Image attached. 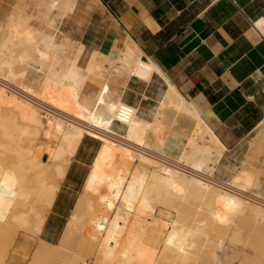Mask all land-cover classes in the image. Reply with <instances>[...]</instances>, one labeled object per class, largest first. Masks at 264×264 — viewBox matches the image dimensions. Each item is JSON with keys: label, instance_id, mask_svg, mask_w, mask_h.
Wrapping results in <instances>:
<instances>
[{"label": "bare ground", "instance_id": "1", "mask_svg": "<svg viewBox=\"0 0 264 264\" xmlns=\"http://www.w3.org/2000/svg\"><path fill=\"white\" fill-rule=\"evenodd\" d=\"M47 2L49 13L45 23L54 27L58 15L63 16L62 9L72 11L75 0ZM7 30L3 46L25 44L36 64H54L55 50L61 47L55 41L57 35L42 34L25 20L13 18H9ZM24 56L26 52L19 55L21 61ZM100 56L89 66V75L72 63L66 70L61 69L62 74L57 73L61 75L58 79L53 78L55 72L50 70L52 77L41 80L35 90L12 81L19 76L28 77L36 69L20 74L10 69L4 74V67L12 68V64L0 56V109L12 115L9 119L13 120V125L3 127L1 134L12 142L16 139L10 151L19 154L0 160V228H9V234L6 233L11 236L8 239L2 233L6 236L3 240L8 241L0 242V264H6L19 230L35 236L41 234L72 160L87 136L96 137L102 146L91 164L83 193L59 244L41 240L30 264L38 260L44 264H77L78 260L83 264L189 262L194 239L204 232L203 228L181 226L179 218L169 222L157 217V198L197 201L209 209L212 221L220 225H228L246 213L256 226L264 229V201L253 189L254 173L239 168L226 185L205 181L227 148L158 65L151 58L146 61L136 56L129 45H124L117 58ZM105 62L113 70L112 81L122 86L127 82L125 71L145 82H150L154 74L165 81L169 89L152 121L129 105L132 117L123 125L125 132L120 133L114 125L116 110L125 103L122 96H113L108 83L93 100L85 94L88 80L107 79L103 75L107 69L97 70ZM174 122L181 129L172 130ZM263 123L264 119L259 125ZM40 134L57 145L45 149L35 146ZM43 153L48 155V161L42 160ZM228 229L233 226L228 225ZM241 240V235L234 232L228 249L215 251L211 264H244L242 255L237 262L231 258L232 244ZM206 242L219 241L208 238ZM85 253L93 256L91 263L82 256ZM249 264H264V259L257 258Z\"/></svg>", "mask_w": 264, "mask_h": 264}, {"label": "crops", "instance_id": "2", "mask_svg": "<svg viewBox=\"0 0 264 264\" xmlns=\"http://www.w3.org/2000/svg\"><path fill=\"white\" fill-rule=\"evenodd\" d=\"M62 30L86 48L85 71L100 54L117 58L124 45L151 58L231 156L254 139L264 119V0H75ZM144 82L90 79L85 94L93 100L108 83L152 121L169 88L156 74Z\"/></svg>", "mask_w": 264, "mask_h": 264}, {"label": "rangeland", "instance_id": "3", "mask_svg": "<svg viewBox=\"0 0 264 264\" xmlns=\"http://www.w3.org/2000/svg\"><path fill=\"white\" fill-rule=\"evenodd\" d=\"M47 1L48 0H0V56L1 58L10 61L12 64V68L5 66L3 73L7 74L10 69L17 74H20L25 70L36 69L37 72H31L28 77L19 76L14 82L12 81L13 84L15 83L25 89H37V85L41 80H43L45 77H52V73L49 72L50 70H54L55 72L53 78L58 79L61 76L58 74H62L69 64L72 63L75 64L83 74L89 75L88 68L90 65L94 64L96 60L92 59L90 65H88V68L85 71L82 67V62L86 55V48L83 46H79L77 48L75 44L71 43V41L64 36L62 30L63 21L68 16L70 11H65V9H62L63 16L58 15L54 27H48L46 25V16L49 13L47 11ZM9 18H13L14 20H25L27 25H30V27L32 26L33 30L39 31L42 34L50 33L55 36L57 35L55 37V41L60 43L61 47L55 50L56 57L54 59L55 62L53 65L47 67L41 65L40 63L36 64V62L33 61L34 57L30 56L33 55L31 49L25 44L12 45L11 43H7L6 46H3V40L9 31L7 30ZM40 38L41 35L38 36V39ZM22 52H26V56H24L23 60L21 61L19 55ZM100 57L101 56L99 55L98 58ZM61 69L64 70L62 71ZM106 69L107 72L103 75L108 79L109 82H111L114 80L111 79L114 76L112 75L113 70L111 66L107 65L105 62L104 65H102L97 70L102 71ZM125 72L126 73H124V77L126 76V79L128 80L130 77L129 71ZM96 77H98V75ZM85 89L87 88L85 87ZM114 94H117V92L112 91L113 96ZM11 116L12 115L8 114L6 111L0 109V160H4L11 154L14 156L19 155L18 153H12L10 151L12 148V143L16 139L12 142L11 139L3 137L1 134L3 127L13 125V120L9 119ZM173 117L174 115L171 113L170 119ZM116 124L118 123L115 122V125ZM118 125L120 126V124ZM125 128L123 129L122 133L125 132ZM171 128L172 130L181 129L175 122L171 124ZM253 137L254 139L252 141L243 143L232 156L227 153V150H225L221 161L219 164H216L215 175L220 180H224L229 183L236 174L237 169H248L256 176L253 189L258 195L261 196L262 200L264 201V123L258 127V130L253 135ZM22 139H24V137H22ZM36 140L37 142L34 140L35 146L42 145L43 149L47 148L48 146L57 145L56 142L47 139L43 134H40ZM100 146H102L101 142L96 137L87 136L84 138L77 157L72 160L70 168L68 169L65 181H63L64 183L61 185V190L59 191L55 203L50 210L51 213L50 211L48 213L47 220L41 234L35 236L24 232L23 230H19L16 238V244L14 247L12 246L10 248L11 250L9 256L7 257L6 264H30L33 262L35 257L34 252L41 240L51 244H59L60 239H62V233L70 218V215L72 214V210L76 204V201L83 193V184L85 183L84 180L88 171L90 170L92 160ZM7 153L10 154L8 155ZM42 160L48 161V155L46 153H43ZM195 202L193 200H179L178 198L172 199L170 201L160 200L157 198L154 201L156 209L155 215L157 217H162L164 220L169 222L175 221L179 218L181 219V226L186 225V227L189 228H203L204 232L197 235L194 239L195 243L194 247L191 249V260L182 264H209V262L211 264V260L214 261L215 251L221 252L223 249H228V244H231V237L234 232L240 234L242 240L241 242L232 244L234 248L232 249L231 258L233 261L237 262L241 255L244 264H249L257 258L264 259V229L256 226L254 222L248 218L246 213L235 217L232 221H229L228 225L233 226V229H228V225H220L213 222L209 209H207V207L204 205L200 206L197 201ZM147 219L152 222L151 217H147ZM235 221L238 226L235 224ZM8 230L9 228L6 227H3V229L0 228V242H4V244H6L8 239L11 237L8 235ZM3 232L5 235L8 233V239L6 238L3 240V237H6L5 235L2 236ZM76 238H78V236ZM208 238H214L219 242L216 244H209V242H206V239ZM1 248L2 247L0 246V249ZM84 255L85 259H88L90 263L93 261L92 255L89 256V253H85L82 256ZM44 263V261L40 260L35 262V264ZM174 263L179 264L173 261L166 262L165 264ZM77 264L83 263L81 260H78Z\"/></svg>", "mask_w": 264, "mask_h": 264}, {"label": "built area", "instance_id": "4", "mask_svg": "<svg viewBox=\"0 0 264 264\" xmlns=\"http://www.w3.org/2000/svg\"><path fill=\"white\" fill-rule=\"evenodd\" d=\"M129 105L130 104L124 103V105L118 107L119 109L116 110V119H115L116 123L120 125H125L127 121L131 119L132 111ZM215 174H216V171H214L212 175H208L205 181L211 184H218V185L228 184L227 181L220 180Z\"/></svg>", "mask_w": 264, "mask_h": 264}]
</instances>
